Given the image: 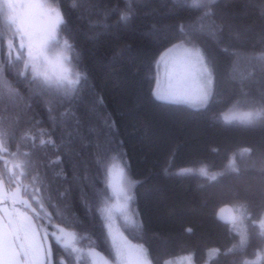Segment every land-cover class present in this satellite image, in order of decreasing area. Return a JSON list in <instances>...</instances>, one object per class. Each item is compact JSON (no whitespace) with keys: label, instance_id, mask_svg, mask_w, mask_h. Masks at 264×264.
<instances>
[{"label":"trees","instance_id":"obj_1","mask_svg":"<svg viewBox=\"0 0 264 264\" xmlns=\"http://www.w3.org/2000/svg\"><path fill=\"white\" fill-rule=\"evenodd\" d=\"M41 2L62 7L66 23L61 40L68 38L74 45L75 62L87 78L74 94L36 95L33 86L17 79L14 73L23 65H16L8 78L21 98L0 99V127L15 133L12 150L20 143L21 152L31 151L42 177L51 180L62 170L67 180L57 183L76 187L78 182L90 198L93 186L103 188L97 153L126 162L129 178L139 183L133 188L130 219L120 216L115 222L128 242L147 251L153 264L185 255L193 264H240L245 259L261 264L257 254L264 258L259 227L264 218V120L227 124L221 115L233 105L242 111L264 105L259 59L264 53V0H217L216 22L228 20L232 25L222 34L221 45L200 31L199 11L190 7L176 12L173 0ZM128 3L134 15L120 21L115 10ZM182 24L191 27L215 68L214 93L200 110L161 102L152 94L156 61L176 43L169 40ZM10 35L0 14V62L5 58L4 37ZM25 129L36 133L35 146L30 139L20 142ZM40 129L51 134L59 152L39 144ZM69 139L71 155L65 150ZM57 155L63 162L50 163ZM230 158L235 170L228 168ZM201 167L223 175L210 181L199 174ZM241 206L242 235L218 216L222 208ZM65 214L72 221L66 231L74 234L73 246L79 251L66 249L49 235L55 264H90L86 250L113 264L101 214L78 202ZM210 250L217 254L207 263Z\"/></svg>","mask_w":264,"mask_h":264},{"label":"snow or ice","instance_id":"obj_2","mask_svg":"<svg viewBox=\"0 0 264 264\" xmlns=\"http://www.w3.org/2000/svg\"><path fill=\"white\" fill-rule=\"evenodd\" d=\"M23 7L24 5L18 4L16 0H0V14L5 17L11 32L10 36L4 37L6 51L3 62H0V99L15 102L21 98L20 92L8 78L18 64H22L23 67L14 73L15 76L18 80L33 86L36 95L74 94L82 79L87 77L75 62L78 54H73L74 45L68 38L61 40L60 32L66 23L62 7L40 3L28 5L30 8L39 9L49 21L46 30L38 37L20 13L19 9ZM72 7L76 5L73 4ZM190 7L201 13L200 31L206 32L217 45H221L222 34L226 28L231 30L232 25L228 20L223 23L216 22L217 0H173V10L176 12ZM115 11L120 21H128L134 15L131 3H128L123 10ZM235 35L238 36L239 33ZM194 37L195 33L191 27L182 24L177 33L170 38L169 42L175 40L176 43L161 52L156 63L158 67L160 63H164L166 67L171 64L175 68L179 62L182 74L176 84H170L164 89L160 88V81L157 79V87L153 89L152 94L157 99L200 110L206 108L214 93L215 68L203 45ZM224 50L227 51V48L225 47ZM177 52H179L178 59L175 55ZM121 54V52L116 53L117 56ZM233 55L238 53L234 52ZM259 59L261 69L264 71V53L260 54ZM169 78L172 79L171 74ZM221 119L225 123H253L257 119L264 120V105L259 108L250 107L247 111H242L233 105L221 115ZM14 135L13 131L0 127V165L3 166L0 168V204L10 202L13 206L8 214L7 230L4 227L3 217L0 216V264H55L51 247L44 243L49 235L58 243L62 242L66 249L78 252L79 249L66 239L67 237L74 239V234L66 231L67 225L72 221L65 211L75 202L86 210H96L101 214L108 235L112 238L113 248L122 264H131L133 253L136 256L135 264H153L148 259L147 251L142 246L136 247L126 241L115 230L113 223L114 218L119 219L120 216L127 218L128 213L131 212L133 188L139 183L129 178L126 162L123 160L117 162L114 157L109 158L98 152L95 163L98 174L102 177L103 188L97 190L93 186L90 198L78 182L76 187L58 184L57 181L67 180L62 170L54 173L51 180H48L46 176L42 177L36 170V161L32 159L31 151L21 152L20 143H17L15 151L12 150L11 139ZM39 137L41 146H52L57 152L60 151V146L56 145L50 133L40 129ZM29 139L35 146L36 133L30 129L22 130L20 142ZM71 143V139L66 142L65 150L69 155H71ZM62 162L61 155H57L54 161H50L53 164ZM10 164L11 167H9ZM228 168L235 170L234 160L231 158ZM199 174L210 181H216L223 175V173L210 172L207 167H201ZM84 179L87 180L88 177L85 176ZM17 206L23 207L26 211L21 212ZM3 211L4 209L0 207V212ZM237 211L242 214L243 206L230 211L227 215L225 210L221 209L218 215L226 222L235 224L238 221L235 214ZM259 227L264 234V218L260 219ZM49 228L53 229L51 233L48 231ZM21 230L25 232L24 237L20 235ZM41 232H43L42 236ZM37 236H40L39 243L34 242ZM243 244L242 237L241 245ZM216 254L217 250H210L209 257ZM257 258L261 259V264H264L261 254H257ZM61 264H67V262L61 261ZM163 264H173V262L165 260ZM240 264H256V261L245 259Z\"/></svg>","mask_w":264,"mask_h":264},{"label":"rangeland","instance_id":"obj_3","mask_svg":"<svg viewBox=\"0 0 264 264\" xmlns=\"http://www.w3.org/2000/svg\"><path fill=\"white\" fill-rule=\"evenodd\" d=\"M16 2L18 4H23L24 5L23 8L19 9V11H20L21 15L31 25L35 35L38 37L40 34H42L46 30L49 21H48L47 16L44 15L39 9L30 8V7H28V5L29 4H36V3L42 4L41 0H16ZM175 55L177 56V59H178L179 58V52H177ZM170 74L172 76L171 80L169 78ZM181 74H182V68H181L179 62H177V64L175 65V68H173V66L171 64L168 65L167 67L165 66L164 63H160L159 67L156 64V78H155L154 89L157 87V79H159V81H160V88L164 89V88L169 87L170 84H173V85L176 84L180 80ZM157 100H159L161 102H165V103H172V102H169V101H166V100H162V99H157ZM172 104H176V103H172ZM180 105H184V104H180ZM185 106H187V105H185ZM234 123H239V122H234ZM227 124H230V123H227ZM239 124H250V123H239ZM113 202H115V201H113ZM0 207H2L4 209L3 212H0V215L3 217V220H4L5 224L8 225V214L11 212V209H12L13 206H12V204L10 202H8L6 204H0ZM17 207H20V206H17ZM222 209L225 210V215H227L230 211L234 210L233 208H228V207L227 208H222ZM220 211H221V209L219 210L218 213H220ZM235 214L238 217V221L235 224H233V223H230V224L234 226L235 231L237 233L242 235L243 234V226L241 224L242 214L239 211H237ZM122 217L124 219H130V214L128 213L127 218H125L124 216H122ZM113 223L115 225V230H117L119 232V234L125 239V237L122 235V233L120 232L119 228L117 227V224L115 222V218H114ZM106 230H107V228H106ZM20 235H21V237H24V235H25L24 230H21ZM107 236H108V239H109V242H110V245L112 247L113 254H114L115 262L113 264H122L121 259L117 256V254H116V252H115V250L113 248L112 238H111V236L108 235V230H107ZM242 237H241V239H242ZM66 239H67V242L73 244L74 239L72 237H67ZM29 240L31 241L30 234H29ZM34 242L39 243L40 242V236H37L35 238ZM44 243L46 244V246H49V243H48L47 240ZM60 244L63 245L62 242ZM131 245H133V244H131ZM133 246L140 247V246H137V245H133ZM209 252L207 254V263H208V261H210L215 256L214 255L213 257L210 258L209 257ZM84 253L87 255L90 264H105V262L107 261L100 253H98V252H96L94 250H86ZM135 260H136V256H135V253H133V255L131 257V264H135ZM169 261H172L173 264H193L192 258H191L190 255H185V256L169 259ZM107 264H111V263L107 261Z\"/></svg>","mask_w":264,"mask_h":264},{"label":"water","instance_id":"obj_4","mask_svg":"<svg viewBox=\"0 0 264 264\" xmlns=\"http://www.w3.org/2000/svg\"><path fill=\"white\" fill-rule=\"evenodd\" d=\"M3 223H4L5 230H7V225L5 224L4 220H3Z\"/></svg>","mask_w":264,"mask_h":264}]
</instances>
